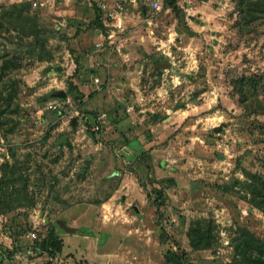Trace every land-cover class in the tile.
Instances as JSON below:
<instances>
[{
  "label": "rangeland",
  "instance_id": "1",
  "mask_svg": "<svg viewBox=\"0 0 264 264\" xmlns=\"http://www.w3.org/2000/svg\"><path fill=\"white\" fill-rule=\"evenodd\" d=\"M121 1L0 0V264H65L28 253L27 233L45 238L73 197L102 219L123 210L146 224L150 264H169L167 252L231 264L242 229L264 240V212L237 183L264 176V17L243 28L240 0H178V13L139 0L114 44L98 47L97 9ZM163 58L171 66L158 71ZM61 90L65 104L51 96ZM195 222L211 226L210 248L192 245Z\"/></svg>",
  "mask_w": 264,
  "mask_h": 264
},
{
  "label": "crops",
  "instance_id": "2",
  "mask_svg": "<svg viewBox=\"0 0 264 264\" xmlns=\"http://www.w3.org/2000/svg\"><path fill=\"white\" fill-rule=\"evenodd\" d=\"M155 1H159L161 3L163 0H153V2ZM127 2H130L131 4H127ZM139 2V0H124L117 2L124 4L127 8L126 17L122 21L124 25L126 23L128 26L131 23L132 18L129 15L131 13V7L138 6ZM151 7L152 4L146 6L147 9ZM133 11L135 12V10ZM72 20L69 17L64 19V28L62 29L61 33H65V35L67 34L66 25L68 24V27H70L73 23ZM117 24L118 23L116 19H113L111 23L108 21L107 24L103 22V25L106 29L104 30L101 27H97L98 29L96 30L95 40L100 43H105L106 41V43L109 45H113L116 41L113 38L120 29L117 28ZM124 41L125 39L121 40V43L125 44ZM86 45L88 44L85 42L82 43L83 47H86ZM111 55L112 52L109 50V52L103 55L106 57V59L101 58V61L105 60L104 62L106 64V62L112 59ZM105 66L108 67V64ZM141 111L143 110H140V112ZM70 194L74 193L66 192L65 197H69ZM72 202L73 204H70L72 206L68 208L65 215L67 224L75 228H82L83 233H61V238L64 242V247L61 253H59L62 256L61 263L150 264L154 257L151 256L153 253L150 249L152 237L145 233L147 230H150V228L146 229V224H143V226L142 224L141 226H138L139 223L135 222L137 219H131L133 221L132 223L129 222V220L127 221L126 219H128V216H126V213L123 210H120V213L123 212L124 216L122 219L120 216L116 217L115 219H112L114 216L108 220L102 219L97 217V211L98 208H100V205H91V207H93L92 209L90 206L77 202L74 197ZM92 211L96 212V214H94V217L96 216L95 218L90 215V212ZM117 213H119V210H117ZM88 214L90 215L89 218H87Z\"/></svg>",
  "mask_w": 264,
  "mask_h": 264
},
{
  "label": "trees",
  "instance_id": "3",
  "mask_svg": "<svg viewBox=\"0 0 264 264\" xmlns=\"http://www.w3.org/2000/svg\"><path fill=\"white\" fill-rule=\"evenodd\" d=\"M164 1L166 7L172 8L175 12L179 10L178 0ZM20 6L21 5L19 4H13L11 8L19 9ZM239 8L241 10V16L237 24L240 27L247 28L260 17H264V0H240ZM97 10L99 13L98 18L95 20V23L97 26L105 30L106 28L103 25V20H101L102 11L101 9ZM20 12L23 13V10H20ZM29 30L31 29H22L23 33H25V39L26 36L30 34L28 33ZM35 41V43H37L39 46H44L46 42V40L44 39H41L39 41V38ZM166 59L168 58H163V61L160 60L157 62L156 67L158 71H163V69L166 68L162 66ZM7 60L10 61L9 59ZM76 71H78V67ZM72 89L74 90L75 87L72 86ZM2 96L3 94L0 92V102L3 99ZM5 98H8L9 100L12 99L13 91L8 93ZM217 130H222V126L217 128ZM237 183L238 185H241L243 190L245 191L246 196L244 197L248 201V203L251 206L257 207L262 212H264V176L260 173L247 172L245 180L239 181ZM0 186L1 189H3L1 178ZM5 195L6 193L0 195V209H3L6 205L3 204V202L7 200V196ZM208 227L209 228H207V225H201L200 222H195L190 225L189 238L194 248L207 249L213 245L215 236L213 234L211 226L208 225ZM36 244L42 250L47 252L52 258H54L57 254L61 253L64 247V242L61 238V233L58 231V228L53 223H51L47 236L45 238L42 237V239ZM233 248L234 256L231 264H264V240L258 238L249 229L244 228L241 230L239 235L234 239ZM165 261L169 264H184L183 257L179 254H176L175 252H167L165 255Z\"/></svg>",
  "mask_w": 264,
  "mask_h": 264
},
{
  "label": "built area",
  "instance_id": "4",
  "mask_svg": "<svg viewBox=\"0 0 264 264\" xmlns=\"http://www.w3.org/2000/svg\"><path fill=\"white\" fill-rule=\"evenodd\" d=\"M102 13H101V20H103V22H105L106 24L109 21V18H113L117 20V27L122 28L123 23L122 21L124 20V18L126 17L127 14V8L124 4L122 3H116L114 5V7L112 8V11L110 10L111 8L108 7L107 3L103 2V4L99 5ZM153 7L156 10H159L161 8L160 2L159 1H155L153 4ZM111 36V35H110ZM104 45L103 42H98L97 46L98 47H102ZM95 81L97 83L100 82L99 78H96ZM66 100H61V104H65ZM57 102H51L48 107L50 109H56L58 107V105L56 104ZM60 104V103H59ZM133 108L130 107L128 108V111H132ZM108 121V114L106 112H103L102 114H100L98 116L97 121H95V123L93 124V131L96 132H100L103 130V128L105 127L106 123ZM27 236L30 238V241H32L33 245L32 247L29 249L28 253L30 254H34L35 250L39 251V252H43V253H47L44 250H42L36 243L38 241H40L42 239V235L39 231L37 230H29L27 233Z\"/></svg>",
  "mask_w": 264,
  "mask_h": 264
},
{
  "label": "water",
  "instance_id": "5",
  "mask_svg": "<svg viewBox=\"0 0 264 264\" xmlns=\"http://www.w3.org/2000/svg\"><path fill=\"white\" fill-rule=\"evenodd\" d=\"M162 66L169 68L171 66V62L168 59H166L165 62L162 64ZM51 96L55 97L57 99H60V100H66L67 99V92L61 90L57 93L51 94ZM73 124L75 126V124H76L75 119H74ZM53 224L58 228V231L60 233H77V232L83 233L82 228H75V227L69 226L67 224L66 218L58 219V220L54 221Z\"/></svg>",
  "mask_w": 264,
  "mask_h": 264
}]
</instances>
